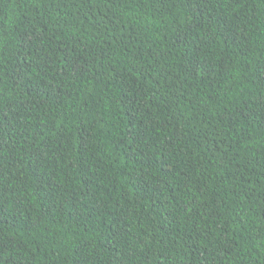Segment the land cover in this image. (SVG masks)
<instances>
[{"label":"trees","instance_id":"obj_1","mask_svg":"<svg viewBox=\"0 0 264 264\" xmlns=\"http://www.w3.org/2000/svg\"><path fill=\"white\" fill-rule=\"evenodd\" d=\"M0 264H264V0H0Z\"/></svg>","mask_w":264,"mask_h":264}]
</instances>
